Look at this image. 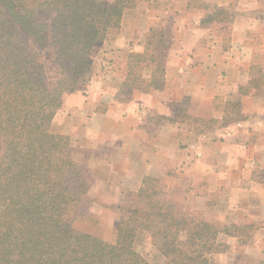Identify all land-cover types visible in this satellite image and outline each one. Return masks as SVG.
<instances>
[{"label": "trees", "instance_id": "1", "mask_svg": "<svg viewBox=\"0 0 264 264\" xmlns=\"http://www.w3.org/2000/svg\"><path fill=\"white\" fill-rule=\"evenodd\" d=\"M154 1L0 0V264H153L134 247L140 231L164 264H212L210 256L228 248L219 234L253 228L207 221L182 203L180 188L151 175L116 206L114 242L72 226L92 178L73 159L69 136L51 130L52 120L63 95L90 80L95 48L120 28L123 14ZM232 18L213 6L201 21L226 27ZM162 62L143 91L162 85Z\"/></svg>", "mask_w": 264, "mask_h": 264}, {"label": "crops", "instance_id": "2", "mask_svg": "<svg viewBox=\"0 0 264 264\" xmlns=\"http://www.w3.org/2000/svg\"><path fill=\"white\" fill-rule=\"evenodd\" d=\"M168 1L166 11L174 15V4L182 2L183 6L169 36L176 46L169 43L165 49L162 87L142 91L132 102L114 98L112 79L106 83L94 80L89 91L93 99L86 103L89 107L84 118L90 133L99 132L105 123L125 128L116 135L121 153L115 157L110 151L108 155L112 183L97 186L107 189L106 198L114 200L119 195L112 191L136 189L143 176L181 166L186 174L208 179L209 190L221 191L218 201L225 212L231 210V216L252 225L254 233H264L260 227L264 225V176H256L261 171L264 174V0ZM213 6L232 13L226 27L201 21ZM222 99L237 105L238 113L206 132L192 133L186 128L181 132L179 124L169 118L160 126L151 119L156 114L173 116V103L180 101L193 107H212ZM101 101L105 105L99 111ZM138 105L145 106L143 117L141 112L131 115L136 114ZM147 125L154 127L150 134ZM94 139L81 142L93 149ZM233 172L236 175L230 176ZM204 200L199 196L188 204L203 208Z\"/></svg>", "mask_w": 264, "mask_h": 264}, {"label": "rangeland", "instance_id": "3", "mask_svg": "<svg viewBox=\"0 0 264 264\" xmlns=\"http://www.w3.org/2000/svg\"><path fill=\"white\" fill-rule=\"evenodd\" d=\"M170 3L168 0L140 2L135 9L126 11L124 21L121 20L120 28L113 30L107 39L95 48L92 56L93 73L90 80L84 87L74 91L76 96L73 98L70 93L63 95L61 107L51 123L53 132L69 136L73 159L82 164L92 178L90 190L82 200L80 210L72 226L79 232L89 233L108 242H114L116 239L118 222L116 206L123 202L128 203V194L135 192L137 188H119L121 190L112 191V194L118 193V198L109 200L105 196V193L108 192L107 189H101L97 186L103 185L104 182L112 183L111 172L108 171L110 168L108 155L110 151L115 152V157L121 153L122 149L117 148L116 135L125 128L121 127L120 129L119 126L105 123L99 132L94 135L90 133V126L84 118L87 117L85 111L89 107H86V103L93 99L92 96L89 98V91L94 80L101 79L106 83L112 79L111 85L114 88L111 89L114 98L121 102L127 100L132 102L139 99L141 92L147 88L146 80L149 78L152 69L162 65L165 49L169 47V43L176 46L169 39V36L173 26L180 19L178 17L182 14L180 11L183 3L174 4V11L177 12L175 15L166 11ZM143 12L144 15H142ZM150 24L153 25L151 27L153 30L148 29ZM122 27L124 28L122 29ZM147 41H149L148 44ZM151 53L154 56V58L152 57L153 61L149 56ZM43 62L46 67L50 63L46 58L43 59ZM163 82L164 79L162 85ZM104 105L105 103L101 101L97 105V110L101 111ZM214 105L212 107H193L186 100L180 101L173 103V116L167 117L156 114L151 119L154 118L155 123L160 126L169 118L179 124L177 128L179 131L182 132L186 128L192 133H198L216 129L218 123L230 120L238 113L237 105L233 104L231 100L223 102L222 99ZM144 107L136 106L134 109L136 114L133 112L131 115L136 117L141 112L143 117L146 115ZM145 129L150 134L154 127L147 125ZM113 130L116 131V134H112ZM91 137L95 138L91 144L93 149L87 148V143L81 142V140ZM179 144L182 145L180 142ZM125 170L124 168L121 172ZM229 175L234 176L236 173H229ZM151 176L158 178L165 185L180 188L186 194V201L182 203L201 212L207 221L219 226L232 224L242 226L246 224L245 220L231 216L229 214L231 210L225 212V206L218 201L221 191L209 190V180L201 175L186 174V170L181 169L180 166V168H169L165 173L163 170L154 171ZM256 176L263 178L264 174L261 171ZM232 193L236 192L232 191ZM199 196L205 198L203 208L192 207L188 204ZM260 227H264V225ZM138 233L134 242L137 252L153 264H164L165 259L150 240L148 232L140 231ZM218 241L225 243L228 248L225 252L212 254L210 256L212 264H246L245 260L238 258L241 255L254 260L259 259L264 264V233H254L252 228L250 233H237V236L221 233L218 235Z\"/></svg>", "mask_w": 264, "mask_h": 264}]
</instances>
